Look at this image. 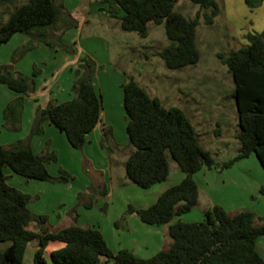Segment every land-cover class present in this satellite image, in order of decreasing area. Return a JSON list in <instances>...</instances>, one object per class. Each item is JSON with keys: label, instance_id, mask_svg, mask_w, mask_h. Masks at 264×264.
<instances>
[{"label": "trees", "instance_id": "obj_1", "mask_svg": "<svg viewBox=\"0 0 264 264\" xmlns=\"http://www.w3.org/2000/svg\"><path fill=\"white\" fill-rule=\"evenodd\" d=\"M189 1L199 6L192 17H186L174 8L177 0H99L100 7L118 18L119 27L124 31H135L143 37L147 34L148 22L162 23L168 42L155 53L169 69L197 62L195 26L200 16L204 23H212L219 11L215 0ZM256 1L245 0L250 5ZM60 22L64 27L75 24L62 0H24L19 3L0 0V43L14 32L28 35L24 43L13 49L9 62L0 63V83L18 93L2 109L5 128H19L21 94L33 90L32 75L37 73L36 68L31 74L12 73L11 63L36 41L51 44L48 37L51 31L57 30ZM245 38L246 43L227 53H217L231 75V96L237 116L236 153L224 161H216L202 146L193 124L181 108L163 107L156 96L149 95L130 76L120 84L126 117L124 130L131 146L123 160L125 177L140 187L160 182L169 172L168 157L184 173L146 207L130 204L126 207V212H135L144 223H167L170 241L165 248L148 256H139L126 247L113 251L97 227L76 223L74 206L69 209L72 213L69 224L49 229L45 214L28 209L31 196L6 182L4 167L25 179L67 182L73 177L61 168L51 175L45 162L55 160V153L47 150L34 153L29 139L32 134L40 133L43 122L47 121L64 133L70 146L82 147L85 134L99 118L101 106L100 94L93 85L94 61L83 56L73 70L75 77L70 98L62 102L50 99L46 105L36 106L29 132L8 144H0V242H7L0 249V264H22L25 248L31 241L36 243L31 255L32 264H264V258L254 248L256 236L264 233V215L250 210L229 213L221 205L213 204L204 209L201 220L177 218L170 222L173 216L188 211L196 203L197 184L192 173L202 166H228L252 152L264 169V28L246 33ZM99 144L108 153L118 149L110 126L102 128ZM259 191L264 193V186H260ZM94 192L104 195L106 188L102 185ZM83 195L81 191L76 193L74 205L81 203L90 207L92 200L89 197L82 200ZM254 218L262 223L254 224ZM52 240L63 244L46 251L45 246Z\"/></svg>", "mask_w": 264, "mask_h": 264}, {"label": "rangeland", "instance_id": "obj_2", "mask_svg": "<svg viewBox=\"0 0 264 264\" xmlns=\"http://www.w3.org/2000/svg\"><path fill=\"white\" fill-rule=\"evenodd\" d=\"M90 2L93 9L89 13L85 10L87 14L85 23L80 26H76L75 23L64 27L62 22L65 20H62L57 30L51 31L48 37L51 44L36 41L35 45L30 47H35L39 42L47 46L45 53H36V56H47L50 61L45 66L43 62L37 64L35 67L37 73L32 75L33 79L40 74L42 66L45 67L46 73L52 70L55 62L52 54L72 55L77 60L74 64H69L64 71V74L72 73L74 77L73 70L80 58L88 56L95 64L93 81L97 87L100 84L103 89L105 87L106 76L103 68L116 70L122 79L132 77L149 95L156 96L163 107L181 108L193 124L202 146L210 151L216 161L231 158L237 147L234 137L237 116L234 99L231 96L233 84L226 65L219 60L217 53H227L230 49L246 43V33L258 32L264 28V0H257L252 5L247 4L245 0H215L219 11L213 17L212 23H204L200 16L195 26V45L199 52L197 62L179 69L167 68L161 57L155 53L168 42L162 23L148 22L147 34L142 37L135 31L120 29L118 18L111 16L105 7H99L101 5L99 0H85V5L88 6ZM174 8L186 17H192L199 6L189 0H177ZM108 18L115 24L110 28L102 23L106 21L103 19ZM240 35H243V38L232 39L233 36ZM80 48H84V51L81 52ZM54 56L58 59V56ZM33 68L34 65L29 74ZM117 137L116 141L119 139L121 144L118 145V150L110 153L109 169L106 159L99 154L94 144L85 149V156L82 155L80 161L77 156L70 155L58 144L57 159L52 160V163L46 161L45 164L49 169L55 170V173L61 168L73 176L63 184L69 191L76 189L75 202L72 205L68 204L69 197L71 198L69 191L58 188L56 192L45 191L41 199L34 204L36 207L46 208L44 211L49 229L66 225V221L56 220V213L65 209L69 211L70 207L74 206L78 217L76 223L85 222V225L95 227L97 224L101 225L102 235L113 251L118 247H126L133 249L139 256H148L169 244L167 223H144L135 213L125 212V203L130 201L137 205L140 203L138 201L149 195L150 200L147 203H150L155 193L153 190L157 189L159 184L163 186L175 183L182 172L168 157L169 172L161 183L149 187L136 185L124 174L122 160L131 150L125 131L122 133L120 131V135L117 133ZM121 137L123 142L120 140ZM69 148L74 150L76 155L81 154V148ZM102 148L108 154L107 149ZM8 170L20 180L17 182L13 177L7 176L8 182L15 181L11 182L13 187L20 191L33 188L34 185H28L26 181L33 182L36 179H25L11 169ZM192 177L199 189L197 201L188 211L173 216L170 222L177 218L182 221L201 220L204 209L213 204L221 205L229 213L250 210L257 215H264V193L259 191V187L264 186V169L254 153L234 160L228 166H202L192 173ZM120 178L125 179L124 181L132 187L118 184ZM84 181L89 192L85 193V199L89 197L92 205L78 209V204L74 205L77 200L76 193L78 191L83 193L81 187ZM102 185L111 190L108 199L94 192ZM54 193L58 194V198L61 196L64 198L63 204L56 200L53 203L47 201ZM253 223L260 224L262 221L254 218ZM254 248L264 258V233L256 236ZM32 252L31 242H28L22 264H32Z\"/></svg>", "mask_w": 264, "mask_h": 264}, {"label": "crops", "instance_id": "obj_3", "mask_svg": "<svg viewBox=\"0 0 264 264\" xmlns=\"http://www.w3.org/2000/svg\"><path fill=\"white\" fill-rule=\"evenodd\" d=\"M14 1L19 3L24 0H14ZM62 3L64 7L68 10V12L70 13L72 18L75 20V23L77 24L76 26H80L83 23H85V20L87 19L86 17L87 14L85 13V10L87 13H89V11L93 9V5L91 2L88 3V6L85 5V0H62ZM110 19L111 18L103 19L106 21L102 22L109 28L110 26L112 27L115 25L114 23L112 24L110 22L111 21ZM66 32H64V34ZM71 38L72 37H70V39ZM234 38L236 39L243 38V35L235 36V37L233 36L232 39ZM27 39H28V36L26 34L21 33V32H14L9 36V38L6 41L0 43V63L9 62L10 55L13 49L19 46L20 44L24 43ZM84 40H85V37H84ZM45 47L47 46L39 42L37 43L35 47L30 48L27 51H25L20 57H18L13 63H11V68H10L11 72L14 73V72L19 71L25 74H29L33 65L35 68L37 64H39L40 62H43L44 66L45 64L47 65L48 63H50V61H48L49 57L42 56V55L41 56L38 55L39 57L36 56V53H45L46 52ZM83 49L84 48L82 49L80 48V51L81 52L84 51ZM40 51H43V52H40ZM54 55L58 56V59H56ZM52 57H54L55 59L54 63L53 61L51 62L53 63L52 70L50 69V71L46 73L45 67L43 68L42 66V70L40 74L37 75L34 79L33 90L28 93L21 94L23 100H22V109L20 113V124H19L18 129L11 130V129L5 128L2 123L3 118H2V113H1L2 107L4 106V104L7 101H9L11 98L16 96L18 93L8 88L3 83H0V144H8L9 142L17 138L25 136L29 132L31 120L34 115L36 106H44L47 104V102L50 99H54L56 102H62L70 98L72 94L71 89H70V84L72 83V80L74 79V75L72 73L64 74V71L69 64L70 65L74 64L77 60L72 55L64 56L62 54L61 56H59L57 53L52 54ZM103 69H104L103 73H105L104 76H106L104 89L101 84L99 85V87H97L93 81L94 88L100 94V100H101L99 118L96 124L93 126V128L87 134H85V141L81 147V154L76 155L74 150H71L69 148L72 146H70L69 143L67 142L64 133L58 130L51 123H48L47 121L43 122V130L40 133H34L30 136L29 143H30L31 150L34 153L39 154L43 150H47V151H53L56 156L57 150H58L57 146L59 144V146H61L70 155H75V157L77 156V159L79 158V161H80L81 156L82 155L85 156V149L89 148L90 145L94 144L95 146H97L99 154L106 159L105 161L108 164V169H109V166L111 164L110 159H109L111 157L110 153L118 149L114 148L110 153L107 154L105 149L102 148L99 144V137H100L102 128L108 125L111 128V134H112L113 140L115 141L116 144L120 145L121 143L119 142V139L118 141H116V139L118 138L117 133L120 135V131L121 133L123 132L124 127H125L126 117H125V113H124L123 106H122V91H121V85H120L123 79L116 70L112 68H108L110 70H108L107 68H103ZM120 140L121 142H123L122 137ZM56 159H57V156H56ZM49 162L52 163V161H49ZM45 166L51 175L57 174L55 173V170L51 168L49 169L48 168L49 166H47L46 164ZM3 172L6 175V177L10 176V177H13L15 181L17 182L20 181L19 178L11 174L10 170H8V167H4ZM183 175L184 173L182 172L178 176L177 181L180 180L183 177ZM114 176L116 177V174H114ZM124 180L125 179L120 178L118 181V184L120 183L122 185L132 187L130 186L131 184L126 183L127 181H124ZM15 181H11V182H15ZM6 182L11 186L13 185L10 181L8 182L7 178H6ZM26 183L28 185H32V184L34 185L32 189H25V190L21 189L23 190L22 192L28 193L31 196L29 201L27 202V207L29 210H31L34 213H43L46 215L44 211L46 208L43 209L41 206L36 207V205L34 204L35 201L37 202L39 199H41L45 191L53 190V192H56L58 188H63L66 191H69V189L66 186H64L65 184H63L65 182H60V181L51 182L47 180L36 179V181H33V182L26 181ZM158 183H161V182H157L154 184L158 185ZM169 185L171 184H166L163 186H160L159 184V186H157L158 188L153 190L155 193L153 197H151L152 201H150V203H152L156 199L158 194ZM81 189L83 190V193H84L82 200H85V193L89 194L88 190L86 189L85 181L82 184ZM75 191L76 189L69 191L71 198L69 197L68 204L72 205L75 202V199H76ZM110 194H111V190L106 186V193L103 195V197L105 199L106 198L108 199ZM198 194H199V189L197 186V197H198ZM148 198H150V195L143 197L140 201H138L140 203H138L137 205H135L134 203L130 201H127L124 207L125 212H126L127 204H130L133 207H146L147 205L150 204V203H147L148 200H150ZM207 198L209 199V196H207ZM63 199L64 198L62 196L58 198V194L54 193V196L51 197L47 201H49L50 203H53V201L56 200L59 204H63L62 203ZM77 207L78 209L87 208L83 206L81 203H79ZM127 213L132 214L135 212L132 211V212H127ZM55 218L57 221L59 220H61L62 222L66 221L67 224H69L72 218V213L70 211H66V209L63 211L61 210L56 213ZM114 222L116 221L114 220ZM80 225H85V222ZM96 227L102 233V226L97 224ZM6 244H7L6 241L0 242V249L4 248ZM62 244L63 242L59 240L49 241L47 245L45 246V250L49 251L53 248L60 247ZM31 245L34 250L36 247V243L34 241H31ZM131 250L132 252H135L133 249Z\"/></svg>", "mask_w": 264, "mask_h": 264}]
</instances>
